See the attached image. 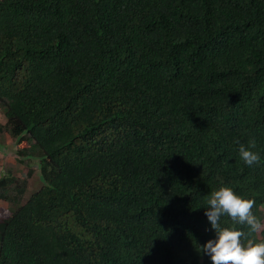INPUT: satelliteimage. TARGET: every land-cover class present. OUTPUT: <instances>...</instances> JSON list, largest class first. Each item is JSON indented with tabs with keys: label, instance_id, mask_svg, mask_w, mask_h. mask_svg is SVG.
<instances>
[{
	"label": "trees",
	"instance_id": "16d2710c",
	"mask_svg": "<svg viewBox=\"0 0 264 264\" xmlns=\"http://www.w3.org/2000/svg\"><path fill=\"white\" fill-rule=\"evenodd\" d=\"M0 112V264H212L221 185L264 240V0H0Z\"/></svg>",
	"mask_w": 264,
	"mask_h": 264
},
{
	"label": "clouds",
	"instance_id": "9594fccd",
	"mask_svg": "<svg viewBox=\"0 0 264 264\" xmlns=\"http://www.w3.org/2000/svg\"><path fill=\"white\" fill-rule=\"evenodd\" d=\"M234 143L239 145V156L248 167L260 164V154L253 151L256 147L254 139L247 145L239 139ZM254 206L255 199L245 198L226 185L207 195L203 208L216 235L200 245V252L208 255L212 264H264V240L253 238V234L262 229L261 221L253 212ZM222 218L233 223L227 225Z\"/></svg>",
	"mask_w": 264,
	"mask_h": 264
},
{
	"label": "rangeland",
	"instance_id": "374dc122",
	"mask_svg": "<svg viewBox=\"0 0 264 264\" xmlns=\"http://www.w3.org/2000/svg\"><path fill=\"white\" fill-rule=\"evenodd\" d=\"M0 121L3 122V115L0 112ZM16 144L14 140L10 137L9 134L5 135V143L0 145V170L5 169L6 166H12L14 173H17L23 168V164L19 162V159L16 157ZM28 160V159H27ZM31 164L34 168L33 173L31 176L28 177L27 179V184H26V189L27 191L23 195V199H25L30 193L38 189L41 185V180L38 176V173L35 168V164ZM16 168V171L14 170ZM0 204L7 207V204L3 203L0 201Z\"/></svg>",
	"mask_w": 264,
	"mask_h": 264
}]
</instances>
